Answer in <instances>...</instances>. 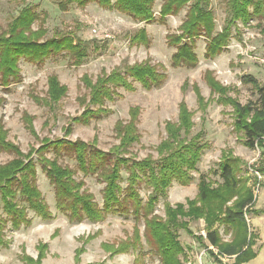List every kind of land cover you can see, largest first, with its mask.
I'll return each mask as SVG.
<instances>
[{"label": "trees", "instance_id": "trees-1", "mask_svg": "<svg viewBox=\"0 0 264 264\" xmlns=\"http://www.w3.org/2000/svg\"><path fill=\"white\" fill-rule=\"evenodd\" d=\"M11 1H21L23 4L8 22L6 30L0 32V86L7 87L22 80L21 60L43 64L54 56L66 54L73 64L84 62L88 56L86 41L70 32L48 36L43 17L41 26L34 28V24L41 19L34 4L27 0ZM156 1L58 0V7L67 11L71 5L84 7L94 2L145 23L165 20L186 8L185 18L177 33L169 34L167 40L175 48L171 56L172 64L187 67H195L199 62L196 53V40L199 38H204L206 42L205 57L213 59L227 49L233 30L239 33V23L246 26L254 18L264 17V0H225L224 25L220 31H216L211 0H162L159 18L155 15ZM130 38L133 43L147 42L146 28H140ZM204 78L212 93L217 95L216 101L232 107V125L237 139L250 149L260 150L261 163L252 170L253 173L245 170L243 165L246 162L239 156L224 151L217 168L211 170L212 174L219 176L220 181L201 174L198 191L193 198L174 204L168 200V190L174 182L189 185L193 181L192 172L197 170L204 152L209 148L202 131L190 136L195 122L193 111L185 101L179 105L178 120H169L165 124L167 135L156 148L157 158L148 156L137 159L126 155L129 147L140 138L136 126L137 106L130 110L129 122H117L115 132L120 142L109 150L82 139L64 137L54 140L44 138L38 148L33 147L24 153L7 139V131L0 119V151L15 155L8 162L0 164V203L5 214V217L0 215V247L8 246L4 232L8 223L14 230L30 224L29 211L43 219L52 217L50 206L37 183L40 166L54 189L57 209L70 222H96L110 214H127L136 221L143 220L146 241L162 264H188V251L180 240V230L192 236L216 264H243L253 259L258 254L254 250L258 236L251 229L247 216L264 214V210L254 208V185L259 182V175L264 176V85L252 75H245L243 81L253 85L258 99L242 103L230 95V87L217 80L212 70H207ZM165 79L164 72L145 61L116 67L109 73L104 72L95 81L85 76L83 80L89 89V100L85 97L82 101L87 103V108L73 117L71 124H89L91 119L107 115L110 110L106 103L121 96L119 88L132 91L137 82L145 89H152L161 86ZM192 89L196 93L199 109L205 110L210 102L205 100L197 84H193ZM67 91V86L60 82L58 76L51 75L48 78L47 96L42 101L54 109ZM26 121L32 127L28 117ZM66 133H71V128H66ZM51 151L56 155L54 158L48 156ZM62 156L73 158L78 171L85 176L96 175L104 183L102 204L83 188L85 181L76 178L75 169L59 162ZM123 172L127 173L126 178ZM123 182H126L125 186ZM142 184L149 191L146 200L140 194ZM162 200L164 216L155 212ZM199 220L204 222L205 235L196 234L190 226L191 221ZM219 226H223L226 233L231 232L230 241L222 239ZM132 245L133 241L129 242L127 248ZM39 248L37 259L25 257L28 264H41L46 245L41 244ZM214 248H217L216 251ZM120 249L123 250L124 246Z\"/></svg>", "mask_w": 264, "mask_h": 264}, {"label": "rangeland", "instance_id": "rangeland-1", "mask_svg": "<svg viewBox=\"0 0 264 264\" xmlns=\"http://www.w3.org/2000/svg\"><path fill=\"white\" fill-rule=\"evenodd\" d=\"M35 5L41 19L34 28L41 26L42 17L48 36L54 33L70 32L88 43V56L80 65L66 54L48 59L43 64L21 60L22 80L7 87L0 86V119L7 131V139L27 153L33 147L38 148L44 138L82 139L96 144L103 150H109L119 144L115 132L117 122L130 120L132 107H139L137 128L140 138L129 147L127 156L143 159L158 157L157 146L166 137L167 121H177L179 105L185 101L193 111L194 128L190 136L202 131L209 148L204 152L197 170L192 172L193 181L189 185L174 182L168 190V200L174 204L193 198L197 191L199 176L205 174L220 181L219 176L211 173L224 151H230L246 162L245 170L253 173L261 163L259 149H250L237 139L233 131L232 107L216 101V96L205 81V72L212 70L223 85L230 87V95L242 103L256 101L258 94L251 83H245V75H252L264 85V17L254 18L249 25L238 24V32L233 30L227 49L217 57H205V39L196 40V53L199 62L195 67L174 66L171 56L175 48L168 44V35L177 33L185 18L187 9L179 14L168 16L165 20L151 23L138 22L131 16L115 9L100 7L89 3L81 7L71 5L67 11L58 7V0H27ZM23 2L0 0V32L7 28L10 19L17 14ZM162 0L154 6L156 18ZM214 11L216 31H220L226 18L225 0H211ZM140 28H146L147 42L133 43L131 36ZM148 62L166 74L164 83L152 89H145L135 83L132 91L118 89L121 95L113 101H107L110 110L107 115L91 119L89 124L73 123L72 118L81 114L87 103L89 89L83 78L93 81L104 72L109 73L116 67L135 62ZM57 75L68 91L61 101L50 109L43 98L47 96L48 78ZM193 84L200 88L205 100L210 102L205 110H200ZM90 108H92L90 106ZM32 121H26V118ZM31 128L33 130H31ZM71 128V133H66ZM54 158L53 151L48 154ZM15 157L14 153L0 151V164ZM36 157V155H35ZM59 162L76 170V178L85 181L84 189L91 192L95 200L102 204L104 183L96 175H84L78 171L76 162L68 156L60 157ZM258 172L256 171V174ZM259 174V173H258ZM123 177L127 173L123 172ZM255 188V209L264 210V176L259 175ZM37 183L50 206L52 217L43 219L29 211L31 223L14 230L8 223L5 228L8 246L0 247V264H28L26 256L37 259L41 244H45V256L41 264H162L158 255L146 241L143 220L136 221L132 215L110 214L103 220L92 222H70L65 214L56 207L54 189L41 167L38 166ZM253 183V182H252ZM126 182L122 185L125 186ZM148 189L142 184L140 194L144 200ZM19 202L23 204L20 198ZM157 214H165L163 200L156 207ZM0 215L5 217L0 203ZM251 229L257 234L254 250L258 254L243 264H264V214L247 216ZM196 234H206L203 220L191 221ZM220 227L222 239L230 241L231 232L226 233ZM180 240L188 251V264H216L213 257L198 246L196 240L184 230L179 231ZM139 236V239L137 238ZM134 245L128 247L129 242ZM124 246V249L120 247ZM127 248V249H126ZM217 248H214L216 251ZM81 250V251H80ZM78 258V259H77ZM233 261V259H230Z\"/></svg>", "mask_w": 264, "mask_h": 264}, {"label": "built area", "instance_id": "built-area-1", "mask_svg": "<svg viewBox=\"0 0 264 264\" xmlns=\"http://www.w3.org/2000/svg\"><path fill=\"white\" fill-rule=\"evenodd\" d=\"M258 174V173H257Z\"/></svg>", "mask_w": 264, "mask_h": 264}]
</instances>
